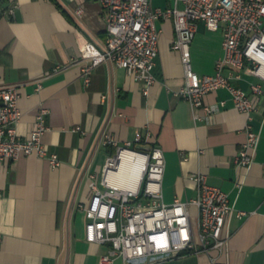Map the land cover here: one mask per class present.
<instances>
[{
    "label": "crops",
    "instance_id": "crops-1",
    "mask_svg": "<svg viewBox=\"0 0 264 264\" xmlns=\"http://www.w3.org/2000/svg\"><path fill=\"white\" fill-rule=\"evenodd\" d=\"M0 10V85L20 87L18 133L29 137L46 107L49 129L43 141L62 161L55 168L36 153L6 161L0 177V264H105L102 256L110 247L86 239L80 204L90 201L89 175L102 171L116 151L105 144L106 136L138 146V133L165 152L167 203L195 197L193 177L205 173L237 209L250 212L229 217L228 246L211 254L223 264H264V95L253 96L252 125L260 135L254 161L239 166L235 159L247 138V115L235 106L231 92L220 88L205 96V103L217 110L202 120L194 118L190 102L176 94L186 84V73L173 49L172 19L158 21L157 81L146 94L141 82L113 63L97 66L90 83L85 81L84 43L107 41V12L98 0H0ZM223 40L222 28L212 31L199 24L191 46L197 73L215 74ZM255 81L261 79L246 72L232 79L248 92ZM101 153L105 162L96 167L94 159ZM112 264L124 263L117 258ZM159 264H210V254Z\"/></svg>",
    "mask_w": 264,
    "mask_h": 264
},
{
    "label": "built area",
    "instance_id": "built-area-1",
    "mask_svg": "<svg viewBox=\"0 0 264 264\" xmlns=\"http://www.w3.org/2000/svg\"><path fill=\"white\" fill-rule=\"evenodd\" d=\"M107 12V41L101 45L88 40L82 49V75L91 81L94 69L113 63L142 83L144 93L157 81L156 59L160 50L158 21L172 19L176 38L173 49L181 55L186 84L176 94L187 99L196 120L212 115L217 108L205 103L211 91L226 88L235 106L247 115V138L235 162L252 165L260 135L253 129L254 95H264V0H173L168 7H156L153 0H98ZM203 22L209 30L224 31V54L212 75H200L192 64L191 46ZM226 70L229 73H226ZM254 75L248 92L232 83L242 73ZM18 84L0 85V177L9 159L36 153L50 160L53 167L62 161L46 147L43 136L48 109L42 107L37 126L22 138L18 124L23 112ZM224 103V102H223ZM138 146L120 145L106 136L105 144L116 151L104 164L101 175H89L91 197L80 204L86 218V239L109 245L102 262L112 264L121 258L124 264H159L189 254H210V264H223L219 253L228 246L231 231L229 217L250 214L237 209L229 194L208 182L205 173L194 175L198 191L195 197L173 202L164 200L163 180L166 156L162 147L137 135ZM2 190L0 188V199Z\"/></svg>",
    "mask_w": 264,
    "mask_h": 264
},
{
    "label": "rangeland",
    "instance_id": "rangeland-1",
    "mask_svg": "<svg viewBox=\"0 0 264 264\" xmlns=\"http://www.w3.org/2000/svg\"><path fill=\"white\" fill-rule=\"evenodd\" d=\"M153 3L155 6H162V7H168L173 4V0H153ZM106 155L104 153H101L96 159H94V164L97 166H102L105 162ZM96 173L100 176L101 170L96 171Z\"/></svg>",
    "mask_w": 264,
    "mask_h": 264
},
{
    "label": "trees",
    "instance_id": "trees-1",
    "mask_svg": "<svg viewBox=\"0 0 264 264\" xmlns=\"http://www.w3.org/2000/svg\"><path fill=\"white\" fill-rule=\"evenodd\" d=\"M0 15H1V10H0Z\"/></svg>",
    "mask_w": 264,
    "mask_h": 264
}]
</instances>
